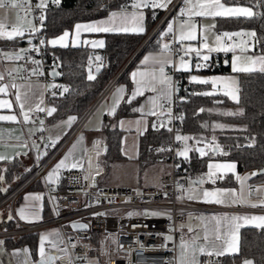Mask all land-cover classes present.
<instances>
[{
    "label": "built area",
    "instance_id": "obj_1",
    "mask_svg": "<svg viewBox=\"0 0 264 264\" xmlns=\"http://www.w3.org/2000/svg\"><path fill=\"white\" fill-rule=\"evenodd\" d=\"M39 0H31L30 18L32 23L40 26V15L44 16L47 9L56 6L54 0H48L44 9L35 7ZM183 6V0H172L167 9L152 8L160 11L159 17L147 31L136 50L134 55L140 51L142 46L149 41L155 34H159V38L163 42L171 44L173 49L182 48V44L173 38L172 33L163 32L164 25L170 20L172 23L177 19H184L187 16L181 17L179 9ZM15 12V10H13ZM22 15L24 13H21ZM27 27V24L26 26ZM167 33V35H165ZM233 33V32H229ZM221 34L220 30H215L214 35ZM31 39V44L28 43ZM40 39H45L44 33L41 30L29 35L25 33L24 40L28 46L27 49L38 48L39 51H28L21 62L19 72L10 69L3 70L4 82L9 83L11 80L21 81L35 76L46 82L49 78L47 72L52 67L57 68V61L54 56H49L44 45L39 43ZM201 40H199V43ZM224 43L229 45L246 42L250 46L248 53L264 54V50L260 47L256 37H251L241 33L240 36H233L231 40L225 38ZM238 50V49H236ZM231 52V51H230ZM218 54H229L222 52L212 53L210 56L214 59ZM133 55V56H134ZM183 55V51L174 52L173 59L179 60ZM195 56L194 53H191ZM189 56H185V60L189 61ZM29 57L31 59H29ZM40 61V75H34L32 69L37 67L31 63V60ZM131 59V58H130ZM166 71L173 77L176 82L178 91L173 96L170 105L173 117L171 123H168V117L162 115V121L165 122V127L172 128L169 133L168 140L164 144H159L155 151L158 153V160L165 167L164 172L160 174L159 183L155 186H139L135 178H127L124 181H116L113 177V182L108 181L106 177L111 172L106 171L100 166V173L96 176L95 186H91V178L88 181L83 180V176L88 174L89 162L96 164L94 155L91 151H86L84 156L83 169H61L59 174L61 177V187L54 190H45V194L49 199L53 215L50 218L40 220L32 224H24L16 229L0 231L2 237L19 236L22 234L37 232L38 230L55 226L60 233V248H68L69 253H72L73 264H174V253L176 243L188 232V227L193 229L198 224V217L203 212L213 211L216 207L201 203L191 202L186 199L183 201L177 199L179 194L176 189L177 182L184 186L187 178L180 170L181 158L176 154L178 148L184 147L182 141L175 140V136L186 135L187 133L182 128L183 123V102L193 97L196 92L191 87V82L188 76L182 71H175L173 67L166 68ZM11 73V75H9ZM116 74L106 85V87L96 96L85 111L73 123L66 134L52 146L51 140L47 139L46 133L39 130L29 137V141L44 144L46 154L42 158H38L33 170L21 180L13 189H11L4 197L0 199V205L4 202H13L21 192L33 184V182L41 178L45 170L59 156L64 147L80 129L86 118L93 111L98 102L102 99L108 89L116 81ZM55 93V95H53ZM59 95V88L54 87L44 91V108ZM46 112H35L29 116V119L45 120ZM154 123L159 124L154 121ZM154 129V128H153ZM189 145V141H188ZM171 149V151H159V149ZM114 176V174H113ZM137 191L142 195H137ZM167 193V196L164 195ZM52 197H56L52 200ZM111 201V202H109ZM118 210L117 213L106 214L107 211ZM145 210L166 212L171 215L168 219L166 215L159 217H151L141 215L129 216L128 213H143ZM95 213H105L106 215H94ZM191 214L192 219H189ZM81 222L87 225L85 229H72L71 223ZM181 224L184 227L181 229ZM134 225H136L134 227ZM171 235L172 240L166 241L165 236ZM71 244H76V248L72 249ZM166 244V247L161 245ZM143 245V248H141ZM58 251L53 256H63L64 253ZM81 257V259H77ZM218 261L219 264H227L225 256L208 257L202 255L200 264H208L209 261ZM55 264H66L65 261L57 260Z\"/></svg>",
    "mask_w": 264,
    "mask_h": 264
},
{
    "label": "snow or ice",
    "instance_id": "obj_2",
    "mask_svg": "<svg viewBox=\"0 0 264 264\" xmlns=\"http://www.w3.org/2000/svg\"><path fill=\"white\" fill-rule=\"evenodd\" d=\"M56 4L60 3V0H54ZM172 3V0H134L131 4V8L133 11L129 12L126 7H122L119 12H112L108 19L101 20L98 22H91V23H77L75 25V39L72 41V46L76 47L80 43V36L82 33H113V32H123V33H137L143 34L146 31L145 25L143 23L144 16L142 8L151 6L152 8H160L166 10L168 5ZM35 7L39 9H44L46 7V0H40V2L35 5ZM31 0H0V10H15V17L16 23L8 24L5 22L7 17L4 19H0V39L12 41L17 38H24L25 33L27 32L30 36L38 33L41 28L43 27V21L45 17L40 15V26H36L32 23V19L30 18L31 13ZM21 13H24L23 15ZM179 15L181 17L187 16L186 20H183L179 23L178 35L177 31L174 29L173 23H168L167 25V33H172L173 38L176 39L178 42L184 41H195L197 40V24L193 20V17H217V16H246L251 17L254 15L253 11L247 7H240V8H229L226 7L221 0H183V6L179 9ZM119 22L118 24L116 22ZM27 24V27L24 24ZM207 25L203 26V31L207 32L208 30ZM211 27H215L212 25ZM165 33V35H167ZM69 32L65 31L61 36L58 38L51 39L47 41L53 47L59 45L60 47H68L67 39L69 37ZM241 33H229L224 32L222 35L216 34L215 36V44L214 46H210L207 42L208 37L204 35L203 41L200 43L198 47L192 46H182L180 49H173L170 43H163L160 51L155 55L145 56L143 58L142 64L145 66L146 70L143 71H136L131 73L132 81L135 85L134 90L131 92V98L125 100V88L124 87H117L115 92L113 93L112 97V105L109 108V114L115 115L117 108L119 107L121 101L125 103H132L139 96H143L145 92H151L154 95L148 98V104L151 105L147 113H145L144 107L134 108L133 111L140 112L142 114H146L149 116H159V115H166L168 117V123H171L172 119H176L178 117H173L171 112V103L173 100V96L179 90L177 87L176 82L173 80V77L166 71V68L173 67L175 71H190V63L189 61L185 60V56H188L190 53H195L196 57L200 60L207 62L210 59V54L213 52H233V58L231 62V68L233 73H252V72H262L264 73V55L261 56H241L235 54L237 47H239V51L241 53H246L250 51V46L246 45V42L241 45L236 44H227L224 43V38H228L231 40L233 36H240ZM247 35L251 37H255V32L248 33ZM31 44V39L28 41ZM39 43L44 45L46 41L44 39H40ZM84 45H91L92 48H103L105 46V41L103 39L100 40H84L82 42ZM201 48L207 50L206 53L201 52ZM35 50L39 51L38 48L34 49H21L19 52L15 53H0V58L7 60V61H17L25 58V55L28 51ZM183 51V55L179 57L178 64L173 59V53ZM29 59H31L29 57ZM96 61H101L100 56L95 57ZM33 65L37 67L32 69V73L34 75H40L42 73L39 72L40 61L31 60ZM207 66L206 64L202 65L197 63L195 67L197 69L201 67ZM89 75L88 80L96 79V76L91 71V59L89 63ZM13 71H20V69H13ZM100 71V67L97 66L96 72ZM54 75H58L59 73H53ZM11 75V73H9ZM4 74L0 73V81L4 80ZM190 82L197 84V85H211V90L199 91L194 92L193 95H200V96H215L219 89H222L223 95L229 97L236 103H239V89L236 87L237 80L234 77H212V78H202L196 75H192L190 77ZM17 89L15 94V101L19 105L21 113L23 115V120L25 123L29 122V113L30 112H46L48 116H52L53 113L57 111L55 107L51 108H44L41 107L43 104V92L39 93L41 99L38 104L33 106L32 96L29 92H24L23 94L20 93L18 86L15 83L8 84L4 83L0 85V93L7 94L9 88ZM29 91L32 89V85H29ZM45 87H55V85H46ZM69 89L67 87L63 88V92H68ZM55 95V93H53ZM220 103L221 101H216ZM27 106V110H25ZM13 107L12 103L7 100H0V109L8 108L11 109ZM159 108V112L156 109ZM200 112H204L205 109L201 108ZM211 111V110H209ZM223 115H236V114H243L242 111L240 113H233V112H225L222 113ZM77 118L72 116L68 118L67 124L70 127L71 124ZM0 120H7V121H17L16 115H8V116H0ZM40 129L43 131L44 121L40 120ZM121 126H123L124 122L121 121ZM137 126V131L140 132V124L141 121L137 120L134 122ZM165 122L161 121L159 124L153 123L152 127L154 129L159 130V128L165 127ZM202 127H207V125H202ZM214 127H224L223 125H215ZM146 130V126H145ZM168 132H172V128H167ZM140 134H143L140 132ZM83 136H80L77 140L76 144L72 145V148L69 152L53 167V169L48 173L47 177L45 178L49 183L54 182V177H57L61 169H77L82 168V164L78 161L74 160L69 164L70 158L73 157V151L76 149L77 144L83 141ZM194 139L193 137L186 136V135H179L175 136V140L184 143L183 150L178 151L176 154L178 156L183 157L185 160H188V153L193 149L189 147L188 141ZM59 137L56 140H52V146H55ZM213 141H215V137H213ZM200 143V141H196ZM254 142V138H253ZM100 141H97L96 144L98 145ZM27 147L26 144H24ZM252 146V144H249ZM171 151V149L161 148L159 151ZM220 146L217 144L213 148V152L219 151ZM106 151V149H105ZM195 151L199 152L200 156L203 157L207 153L205 152L204 148H196ZM46 154V153H45ZM127 154V153H125ZM100 152L96 151V156H99ZM0 159H4L3 156H0ZM236 165L234 163H217V164H209L208 165V172L206 174V179L204 176H201L197 180H193L190 182V186L185 188L184 186L180 185L178 182L176 184L177 192V199L183 201L185 198L189 201L196 200L202 201L204 203L209 204H232V203H245L246 201L243 199V194L241 193L240 196H237L236 191L232 189H217L215 191H210L207 189H201L199 191L195 190L192 185H203L207 182H211L215 184L216 178H220L218 173L223 170L224 172H235ZM88 174L83 176V180L88 181L91 178V186H95L96 183V176L100 173V166L98 163L92 164L89 162V169L87 170ZM251 175H257V173H252ZM250 177H241L236 175V179L241 182V187L243 188L244 182L249 179ZM3 177H0L2 180ZM137 195H142L139 191H137ZM167 196V193H164ZM52 200H55L56 197H52ZM43 197L40 195H33L29 194L25 196V201H35L41 202ZM111 202V201H109ZM251 207H257L256 203H251ZM259 206H264V200L260 202ZM39 210H32L29 211L28 208L36 209L37 205L29 204L26 208H20L18 210L19 219L22 221L27 222H36L41 219L40 211L42 210L43 205L40 204ZM145 215L151 217H159L162 215H166L168 219H171V215L164 212L159 211H149L145 210L143 213H128L129 216L133 215ZM94 215H106L105 213H95ZM9 220L13 219L11 215L8 217ZM189 219H192L191 214H189ZM202 221L205 222V234H204V241L205 244L201 245L197 242L198 238H193L190 241H185L183 237H181V242L179 244V254L177 257V264H200L199 256L206 255L208 257L216 256H224L225 254H230L238 251L237 243H238V233L239 229L247 224H253L257 228L264 229V215L261 216H239V215H223V216H212L210 218L207 217H200ZM214 221V225L209 227V225ZM243 221V223H240ZM74 229L80 228L85 229L87 225L83 224H72L71 225ZM136 225H134L135 227ZM181 229L184 227L181 224ZM223 229V232H222ZM194 229L189 226L188 232H193ZM209 234L214 235V240L209 239ZM49 237H54L56 240H60V233L59 231H52L47 233H42L40 235V246H39V255L40 261L39 264H55L57 260L65 261L66 264H73L72 253H69L68 248H60L59 251L64 253L63 256H53L46 252L45 249V241L49 239ZM164 239L166 241H171L173 238L171 235L165 236ZM220 241V244L216 242ZM4 241L0 240V247H2ZM51 246L53 248H57L58 245L54 241L51 242ZM162 247H166L167 245H161ZM71 248L75 249L76 244H71ZM143 248V245H141ZM77 259H81V257H77ZM24 264H28L27 260L24 261ZM88 264H92L91 261ZM208 264H219L218 261H209ZM244 264H252V261L245 260Z\"/></svg>",
    "mask_w": 264,
    "mask_h": 264
},
{
    "label": "trees",
    "instance_id": "obj_3",
    "mask_svg": "<svg viewBox=\"0 0 264 264\" xmlns=\"http://www.w3.org/2000/svg\"><path fill=\"white\" fill-rule=\"evenodd\" d=\"M131 0H60V3L47 9L44 13L42 31L45 39L55 36L65 29H69L75 22L93 20L103 17L113 8L127 5ZM226 4L245 5L252 9L254 15L251 17H217L215 28L225 30L245 29L255 32V37L260 47L264 50V0H222ZM160 11L145 8V28L143 34L134 33H103L105 46L98 52L101 61L91 67L92 73L96 76L94 80H88L90 59L92 51L85 48L54 47L44 50L49 56H55L59 65L58 80L64 83L59 87V95L52 101V107L57 111L52 116L46 117V124H52L63 119L67 115L79 116L87 109L93 99L101 92L105 85L116 75V81L123 80L129 67L135 63L141 53L153 50L158 47L159 34H155L147 41L140 51L132 59L128 60L130 54L139 45L147 31L159 17ZM44 39V40H45ZM25 42L24 38L12 41L0 39V48L16 47ZM264 55V54H262ZM229 54H218L216 59L212 58L204 69L209 73H228ZM128 64L121 71L126 61ZM97 66L100 71L96 72ZM115 81V82H116ZM67 87L68 92L61 88ZM128 87V85H127ZM196 91H205L207 85L191 84ZM238 95L239 103L232 102L224 95L217 93L215 96L194 95L187 98L182 104L183 123L182 128L188 136L194 139L190 143L200 144L210 142L211 149L203 157L193 149L188 153V160L181 158L180 170L186 178H193L205 170L206 163L210 159L232 161L236 170H257L264 164V73H238ZM216 101H221L217 103ZM132 103H120L115 115L103 117L101 133L104 138L105 148L100 156L99 164L110 169L113 162L123 159L120 151V131L109 129L108 121L120 116L129 115ZM236 105L243 114L223 115L218 109L222 106ZM203 108L204 112L199 110ZM218 108V109H217ZM211 110V111H209ZM239 112V113H240ZM215 122H226L232 124V128L214 127ZM207 125V127H202ZM169 137L166 127L153 129L151 126L140 137L138 153L136 157L137 172L157 162L158 153L155 148L164 144ZM215 137V141H213ZM254 138V142H253ZM200 141L197 143L196 141ZM220 150L213 152L216 145ZM252 144V146H249ZM106 149V151H105ZM34 168L31 165L23 169L22 159L15 158L9 161H0V199L23 180ZM263 176L257 174L253 179ZM231 180V178H229ZM233 182V180L231 181ZM2 185L5 188H2ZM7 225L6 230L14 229ZM37 232L22 234L16 238L6 237V247L27 245L31 258H37ZM249 257L252 264H264V229L246 227L239 231L238 252L232 258Z\"/></svg>",
    "mask_w": 264,
    "mask_h": 264
},
{
    "label": "crops",
    "instance_id": "obj_4",
    "mask_svg": "<svg viewBox=\"0 0 264 264\" xmlns=\"http://www.w3.org/2000/svg\"><path fill=\"white\" fill-rule=\"evenodd\" d=\"M47 1L48 0H46V3H47ZM133 2H134V0H131L127 5H125L123 7H126L127 10L129 12H131V11H133V9L131 8V4ZM225 6L229 7V8H240V7L250 8V7L245 6V5L225 4ZM121 8L122 7L113 8V9L109 10L105 16L100 17V18H96L93 20H87V21L75 22L71 28L65 29L55 36L47 37V39H45L46 43L44 45H45V47H48V48H54L53 46L48 44L47 41L54 39V38H58L65 31H67L70 34L68 39H67L68 47L85 48L88 51H92L93 54H92V59H91V67H95L96 63L98 62L95 60V57L98 56V52L102 48H92L91 45H84L82 42L84 40H100V39L104 40V38L102 36L103 33H82L80 36L79 45L76 47H73L72 41L76 38L75 37V25L77 23H91V22H98L101 20H106L109 18V16L111 15L112 12H119L121 10ZM145 8H142L140 10V11H142L143 16H144V21H143L144 25H145ZM7 12H8L7 13L8 18L13 19V17L9 14H11V13L15 14V12L13 10H7ZM9 12H11V13H9ZM217 17H234V16L226 15V16H217ZM217 17L214 18V25H215V21H216ZM242 17H246V16H242ZM195 18L199 19L198 17H195ZM116 23L118 24L119 22L117 21ZM197 23H199V20ZM197 26H198V24H197ZM198 29H199V26H198ZM214 29L220 30V33H221L220 35H222L224 32L243 33L242 31L245 30V29L225 30L222 28L216 29L215 27H214ZM164 31H167L166 24L163 27V32ZM113 33H123V32H113ZM129 33H132V32H128L127 34H129ZM248 33H251V32L249 31ZM134 34H137V33H134ZM184 42H188V41H184ZM163 43H165V42L161 41L159 38V44H158V47L156 49L148 50V51L141 53L140 56L135 61V63L132 64L129 67V69L127 70L125 78L123 80H119V81H116L113 83L114 85H112V87H111L112 89H110L109 93L104 97V99L102 101L103 107L99 108L97 112L94 111L95 108L93 109L94 113L92 114V112H93L92 111L89 114V116L86 118V120L84 121V123L82 124L80 129L73 135V137L70 139V141L64 147V149L59 154V156L45 170V172L41 178L36 179L33 182V184L30 185L28 188H26L23 192H21L20 195L13 202L7 201V202H4L3 204L0 205V231L6 230L7 225L11 226L10 228H12V226H14L13 228L16 229V228H19L20 226H22L24 224H32V223L38 222V221L27 222V221H22L19 219L18 210L20 208L28 207L29 204L37 205L36 209L28 208L29 211L39 210L38 206L40 204L43 205L42 210L40 211V215H41L40 220L50 218L53 215L52 205H51L49 199L47 198V196L45 194V190L46 189L54 190V189L60 188L61 187V177H60V174H58L57 177H54V182H52V183H49L45 178L47 177L48 173L53 169V167L69 152V150L72 148V145L77 143V140L80 136H83L84 139L81 143L77 144L76 149L73 151V157L70 158L69 161H67V163L70 164L74 159V160L78 161L79 163H81L83 166L85 152L89 150L93 153L95 161L99 164L100 156H101V154L105 148L104 138H103V135H102L100 129L102 126L103 117L104 116H106V117H112L113 116V115L109 114V108L111 107L112 102H113L112 101L113 93L115 92L117 87H124L125 88L124 99L125 100L130 99L131 98V92L135 88V85H134L132 78H131V73L136 72V71L146 70L145 66L142 64L143 58L145 56L157 54L160 51V48H161ZM179 43H181V42H179ZM23 45H26L25 42L19 46H23ZM19 46L9 47V48H0V51H9L10 53H15V52H17V50H18L17 48ZM56 47H60V46L57 45ZM238 50H236V51H238ZM257 55L261 56L260 54H257ZM210 59H211V56H210ZM209 60L206 62L207 66H208ZM227 60H229V56H228ZM56 61H57V59H56ZM174 61L177 64L179 62V60H174ZM21 65L22 64L19 60L7 61V60L0 58V73H3V70H5L7 68L12 69V71H13V69H21ZM58 65H59V63L57 61V66ZM190 65H191V67H193L194 63H190ZM207 66H205V68ZM227 66L229 67L228 63H227ZM89 70H90V67L88 66L87 71H89ZM121 71H123V69ZM15 72H17V71H15ZM182 72H184L187 75V72H185V71H182ZM229 72H230V68H229ZM57 73H59L58 67H57ZM217 74H226V73H217ZM58 76H59V74H58ZM58 76H57V78H50L49 77L46 82L42 81L41 79H39L35 76H31L29 79H26V80H21V81L11 80L8 84L15 83L18 86L20 93H22V94L24 92H29L30 95L32 93H35V95L32 96V102H33V106H34L35 104H38L40 102L41 97H40L39 93L43 92V97H44V91L45 90L54 88V87H51V88L45 87L46 85H48L49 81H53V82L58 81L60 83V86L65 85L64 83H62L61 81L58 80ZM118 76H119V74H118ZM4 83H5L4 80L0 81V85H2ZM191 84H193V83H191ZM29 85L33 86L31 91H29V87H28ZM106 85H105V87H106ZM127 85H128V87H127ZM59 87H57V88H59ZM16 91H17V89L10 87L7 94L0 93V100H7V101L11 102L13 105V107L11 109H8V108L0 109V116H8V115H16L17 116L16 122L7 121V120H0V156L4 157V159H0V161H9V160H12L15 158H20V159H22L23 169L26 170L31 165H35L36 160H37V158H36L37 153H38V158H42V157H44L46 151L44 148V144L40 145V143H35V142L29 141V137L32 134L39 131V129H40V123L39 122L41 119H36L34 121L29 119V122H27V123L24 122L23 115L21 113L19 105L15 101ZM153 95L154 94L151 92H145V94L143 96H139L135 100L132 101L134 103L133 106L131 107V111L133 112L132 114L120 116V117H117L115 119H111L108 121L109 129L115 128L121 132L120 133V151H121V154L123 156L122 160H119V161L115 160L110 169L105 168L106 171L111 172V174L106 177V179L108 181L113 182V177H114V180H116V181H124L127 178H135L136 183L139 186H141L142 183H141L139 174L137 172V165H136V157H137V153H138L139 137L142 135V134H140V132L144 133L148 128H150L152 126L154 121L160 123L162 121L161 120L162 115L149 116L146 114H142L140 112H135V111H133V109L139 108V107H144L145 113H147V111L151 107V105L148 104V98L153 96ZM52 101L46 105V108L52 107V105H51ZM122 102L123 101H121V103ZM44 105L45 104H44V98H43V104L41 105V107H44ZM25 110H27V106H26ZM156 111L159 112L160 111L159 108H157ZM32 113H35V111L30 112L29 116ZM72 116L76 117L77 119L79 117V116H75V115H67L63 119L58 120L52 124H48V123L46 124V117H47V114H46V117L44 120L43 131L46 133L47 139L52 141V140H56L57 137H59V140H60L66 134V132L70 129V127L73 125V123L77 120L76 119L71 124V126L69 127L67 124V121H68V118L72 117ZM137 120L141 121L140 132L137 131V126L134 123ZM121 121L124 122L123 126H121V123H120ZM145 126H146V130H145ZM84 127L86 129H89V130L87 132L86 131L84 132L83 131ZM187 136H188V134H187ZM97 141H100V143L98 145L96 144ZM24 144H26L27 147H25ZM190 146H192V143H190V141H189V147ZM181 148H183V147H181ZM96 151L100 152L99 156H96ZM125 153H127V154H125ZM179 157L183 158L181 156H179ZM157 162H159L158 159H157ZM210 163L211 164H217V163L222 164V163H234V162L211 159V160L207 161L205 170L203 172H201V174L202 173L207 174L208 165ZM161 165H162L163 169L165 170V167L163 166L162 163H161ZM100 166H102V165H100ZM78 169H83V167L77 168V170ZM252 170L253 169L243 170V171L239 172L235 168L234 173L233 172H224L223 170H221V172L218 173V176L220 178L214 177V179L216 180L215 184H213L211 182H207L203 185H198V186L192 185V187L197 191H199L201 189H207L210 191H215L217 189H224V190L232 189V190L236 191L237 196H240L242 193L243 199L246 202L243 204H241V203L209 204V203H204L202 201L192 200L191 202L210 205L212 207H216V209L213 211L203 212L199 215L198 224L196 225V228L194 229V231L191 233L185 234L183 236V239L185 241H190L193 238H198L197 242L199 244L203 245L206 243L203 239L204 234H205V222L200 219V217H202V216L210 218L214 215L215 216H223V215H228V216H233V215L261 216V215H264V206H259L260 202L262 200H264V176L262 178H259V179H253V175H251V174L252 173L259 174V173L257 170H253V172H252ZM245 172H247L246 175H241ZM113 174H114V176H113ZM236 175H239L241 177H246V176L250 177L249 179H247L244 182L243 188L241 187V182L236 179ZM229 178H231V180ZM192 179H198V178L193 177ZM205 179H206V176H205ZM232 180H233V182H231ZM187 184L188 183L186 182L185 188L190 186ZM145 186H147V185H145ZM29 194L40 195L43 197V200L41 202L25 201V196H27ZM251 203H256L258 206L257 207H251L250 206ZM9 215H11L13 217V219L9 220L8 219ZM214 223L215 222L212 221V223L209 225V227H212V225H214ZM240 223H243V221H241ZM246 227L257 228L251 223L244 225L241 228H246ZM240 229H239V231H240ZM56 230H57V227L50 226V227L42 228V229L37 231V239H36L37 240V247H36L37 258L34 260L31 258L29 248L27 245L6 247L5 243H4L3 246L0 247V264H24L25 260H27L28 264H35V261L40 257V255H39L40 235L42 233L52 232V231H56ZM222 232H223V229H222ZM17 236H12V238H16ZM4 239H5V237L0 236V240L4 241ZM209 239L214 240V235L209 234ZM54 240H55L54 237H49V239L47 241H45V249H46V252L48 254L51 253L53 255L54 253H56L58 251V249L60 247V241H57V240H55V242L57 243L58 247L53 248L51 246V242ZM180 242H181V239L176 243V248H175V253H174V264H177V257L179 254ZM216 243L220 244L221 242L217 241ZM237 247L239 248V233H238ZM237 252L224 255L227 259V264H244L245 260L252 261L249 257H246V256L241 257L239 259L238 258H232V256L235 255ZM201 256L202 255H200L198 257L199 261H200Z\"/></svg>",
    "mask_w": 264,
    "mask_h": 264
},
{
    "label": "rangeland",
    "instance_id": "obj_5",
    "mask_svg": "<svg viewBox=\"0 0 264 264\" xmlns=\"http://www.w3.org/2000/svg\"><path fill=\"white\" fill-rule=\"evenodd\" d=\"M222 1V0H221ZM40 2V1H39ZM221 3H223L224 5L226 4V3H224L223 1L221 2ZM8 12H7V10H0V19H4L5 17H7V19L5 20V22L6 23H8V24H13V23H16V17H15V14H13V13H11V12H9V13H11V14H9V15H11L12 17H13V19H10V18H8V14H7ZM199 19H197V18H195V17H193V20L196 22V24H198V26H199V29H198V26H197V40H195V41H188V42H181V44L183 45V46H192V47H198L199 45H200V43L203 41V37H204V35H207V37H208V40H207V42L209 43V45L210 46H214V44H215V35H214V31H215V29H214V27H211L212 25H214V18L215 17H198ZM187 18H184V19H177L176 21H174L173 22V24H174V29L177 31V35H178V29H179V23L181 22V21H183V20H186ZM198 20H199V23H197L198 22ZM168 23H172L170 20L166 23V26L168 25ZM26 25V23L24 24V26ZM205 25H207V26H209L208 27V30H207V32H204L203 31V26H205ZM199 31V32H198ZM245 35H247L248 34V30H243L242 31ZM199 40H201V42L199 43ZM236 45H241L240 43H235ZM28 48V46L27 45H23V46H19L17 49V52H19L21 49H27ZM137 48V47H136ZM136 48L133 50V52L130 54V57H129V59L128 60H130V58L132 59V57H133V55H134V51L136 50ZM238 49H239V47H237ZM201 52L202 53H206L207 52V50L206 49H204V48H201ZM0 53H10L9 51H0ZM213 53H215V52H213ZM222 53H225V52H222ZM227 53H229V62H228V64H229V68H230V72L229 73H226V74H217V73H209V72H205V71H203L204 69H205V67H201V68H199V69H197L196 67H195V65L197 64V63H199V64H202V65H204V64H206V62H204V61H202V60H200L198 57H196V55L195 56H192L191 55V53H190V56H189V63H194V65H193V67H191V65H190V68H191V70L190 71H187V76H188V78H189V80H190V77L192 76V75H196V76H199V77H202V78H212V77H234L236 80H237V85H236V87H238V73H233L232 72V68H231V62H232V58H233V55H234V53L233 52H227ZM195 54V53H194ZM212 54V53H211ZM210 54V55H211ZM235 54H238V55H241V56H248V55H253V56H259V55H257V54H252V53H248V52H246V53H241L239 50L238 51H236L235 52ZM128 60L126 61V63L124 64V66L121 68V70L123 69H125V67H126V65L129 63L128 62ZM193 68V69H192ZM7 69H10V68H7ZM10 70H12V69H10ZM192 83V82H191ZM194 84V83H193ZM48 85H55V87H59L60 86V83L58 82V81H56V82H53V81H49L48 82ZM114 85V84H113ZM61 87V86H60ZM112 87V86H111ZM110 87V89H112ZM207 89L206 90H211V85H207ZM48 88H51V87H48ZM110 89L109 90H107V92L105 93V95L102 97V99L98 102V104L96 105V107H95V109H94V111L95 112H97L98 111V109L99 108H102L103 107V99H104V97L109 93V91H110ZM217 93H219V94H222L223 95V91H222V89H219L218 91H217ZM227 99H229L230 101H232V102H234L233 100H231L229 97H227V96H225ZM96 98V97H95ZM94 98V99H95ZM93 99V100H94ZM218 109V108H217ZM94 111L92 112V114L94 113ZM218 111H220L221 113H225V112H233V113H239L240 112V108L238 107V106H236V105H228V106H222V107H220L219 109H218ZM91 114V115H92ZM215 125H223L224 127H222V128H232V124H230V123H226V122H215L214 123V126ZM218 128H221V127H218ZM89 129H86L85 127H84V129H83V131L85 132H87ZM192 149H196V148H204V150H205V152L206 153H208L209 152V150L211 149V143L210 142H202V143H200V144H194V143H192V146H190ZM181 150H183V148H178L177 150H176V153L178 152V151H181ZM199 153V152H198ZM211 160V159H210ZM209 161V160H208ZM105 169V168H104ZM162 172H164V169H163V167H162V165H161V162L159 161V162H157V163H154V164H152V165H150V166H148V167H146L145 169H143L141 172H140V174H139V177H140V180H141V186H145V185H147V186H155V185H158V183H159V178H160V174L162 173ZM252 172H253V170H252ZM247 174V172H245V173H243V174H241V175H246ZM201 176H206V174H204V173H199V174H196V177L197 178H200ZM195 176H194V178H196ZM192 181V178H190V177H188L187 178V185H190V182ZM2 188L4 189L5 188V186L4 185H2ZM113 212L114 213H117L118 212V210H115V211H107V212H105L106 214H113ZM58 230V229H57ZM56 230V231H57ZM56 240V239H55ZM57 241H60V240H57Z\"/></svg>",
    "mask_w": 264,
    "mask_h": 264
},
{
    "label": "water",
    "instance_id": "obj_6",
    "mask_svg": "<svg viewBox=\"0 0 264 264\" xmlns=\"http://www.w3.org/2000/svg\"><path fill=\"white\" fill-rule=\"evenodd\" d=\"M227 65V64H225ZM53 73H57V68L56 67H52L51 69L48 70L47 74L50 78H57L58 75H54ZM60 90H63V88H61ZM258 173L261 174L262 176H264V164L258 169ZM193 180H197V179H192ZM74 224V223H71L70 224V227L72 229H74L71 225ZM75 224L79 225V224H83L85 225L84 223H81V222H75ZM75 229H80V228H75ZM50 255H52L51 253H49ZM39 261H40V257L35 261V264H39Z\"/></svg>",
    "mask_w": 264,
    "mask_h": 264
}]
</instances>
